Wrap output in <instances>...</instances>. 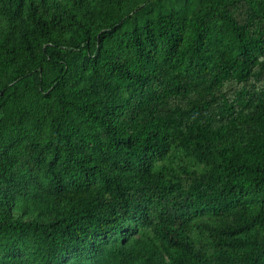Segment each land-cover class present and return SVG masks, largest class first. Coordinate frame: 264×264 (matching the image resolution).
<instances>
[{"label": "trees", "instance_id": "obj_1", "mask_svg": "<svg viewBox=\"0 0 264 264\" xmlns=\"http://www.w3.org/2000/svg\"><path fill=\"white\" fill-rule=\"evenodd\" d=\"M0 264H264V0H0Z\"/></svg>", "mask_w": 264, "mask_h": 264}, {"label": "rangeland", "instance_id": "obj_2", "mask_svg": "<svg viewBox=\"0 0 264 264\" xmlns=\"http://www.w3.org/2000/svg\"><path fill=\"white\" fill-rule=\"evenodd\" d=\"M226 56L225 52H215L214 56L210 59L209 61V67L217 66L220 64L221 58H224ZM171 76L176 77V78H185V76L181 73H175L171 74ZM251 132V128L248 126H242L240 124H235L231 126L226 135H225V141L228 143H233L239 139H243L247 136L248 133ZM199 148L202 151H207V152H215L218 149L217 144L213 143H205V144H200L198 145Z\"/></svg>", "mask_w": 264, "mask_h": 264}]
</instances>
